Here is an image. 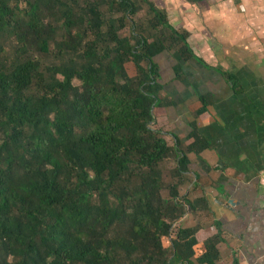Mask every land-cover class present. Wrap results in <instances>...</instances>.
Instances as JSON below:
<instances>
[{
    "label": "trees",
    "instance_id": "obj_1",
    "mask_svg": "<svg viewBox=\"0 0 264 264\" xmlns=\"http://www.w3.org/2000/svg\"><path fill=\"white\" fill-rule=\"evenodd\" d=\"M146 4L0 0V264L218 262L219 232L182 225L206 210L181 188L209 145L194 123L170 143L152 112L155 55L192 52Z\"/></svg>",
    "mask_w": 264,
    "mask_h": 264
},
{
    "label": "crops",
    "instance_id": "obj_2",
    "mask_svg": "<svg viewBox=\"0 0 264 264\" xmlns=\"http://www.w3.org/2000/svg\"><path fill=\"white\" fill-rule=\"evenodd\" d=\"M146 1L192 52L155 55V126L188 145L194 123L209 145L188 154L192 182L181 188L206 210L182 225L201 227L199 244L219 232L216 264H264V0Z\"/></svg>",
    "mask_w": 264,
    "mask_h": 264
},
{
    "label": "rangeland",
    "instance_id": "obj_3",
    "mask_svg": "<svg viewBox=\"0 0 264 264\" xmlns=\"http://www.w3.org/2000/svg\"><path fill=\"white\" fill-rule=\"evenodd\" d=\"M143 14H144V11H143V12H141V15H143ZM128 71H129V72H131V71H132V66H131L130 64L128 65ZM163 242H164V245H165V246H168V244H167L166 240H163Z\"/></svg>",
    "mask_w": 264,
    "mask_h": 264
}]
</instances>
